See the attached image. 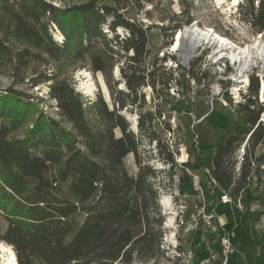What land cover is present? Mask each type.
<instances>
[{
    "label": "trees",
    "instance_id": "16d2710c",
    "mask_svg": "<svg viewBox=\"0 0 264 264\" xmlns=\"http://www.w3.org/2000/svg\"><path fill=\"white\" fill-rule=\"evenodd\" d=\"M154 1L56 5L52 0H0V62L15 56L13 42L23 43L20 58L51 61L58 67L89 64L117 94L113 108L102 96L88 104L67 78L48 76L57 119L38 112L21 92L0 91V218L6 222L0 241L12 247L17 264H159L166 258L159 171L142 163L139 138L120 113L140 104L143 87L156 86L155 72L145 63L153 48L148 36L152 27L126 17L132 7L141 11ZM246 2L249 9L241 10L242 18L264 31V0ZM120 27L126 36L121 37ZM54 29L62 41L54 38ZM116 66L127 91L116 89ZM258 90L259 81L252 76L245 103L235 110L249 128L228 136L212 164L197 157L209 180L244 211L254 204L252 184L260 181L264 164V152L254 153L257 146L264 148ZM30 117L26 133L17 135ZM155 117L150 115L148 130ZM138 125L144 129L142 116ZM130 153L137 157L136 175L124 164ZM263 215L261 210L256 220Z\"/></svg>",
    "mask_w": 264,
    "mask_h": 264
},
{
    "label": "rangeland",
    "instance_id": "374dc122",
    "mask_svg": "<svg viewBox=\"0 0 264 264\" xmlns=\"http://www.w3.org/2000/svg\"><path fill=\"white\" fill-rule=\"evenodd\" d=\"M83 1L87 0H52L56 5ZM110 1L99 0V3L109 4ZM248 7L246 0H155L146 3L141 11L132 7L126 13L130 20L152 27L148 36L153 48L145 63L149 71L155 72L156 86L143 87L140 104L128 106L120 113L139 138L142 163L159 171L160 204L166 216L162 246L166 258H161L159 264H222L221 238L224 234L230 235L235 248L227 264L264 262V215L256 220L258 212L264 210V164L260 181L252 184L255 201L251 207L255 209L244 211L231 200L223 199L224 193L209 180L207 168L197 158L201 155L212 164L216 149L228 136L249 128L241 124L235 113L238 105L245 103L249 86L242 87L241 82L236 84L233 79L238 72V63L229 62L228 57L215 62V53L222 50L217 43L197 48L188 64L181 61L179 51L173 48L176 32L194 24L202 30H216L231 40L237 49L253 46L259 41L264 45V31H258L242 18L241 10L247 11ZM118 32L121 37L127 35L122 27ZM53 36L58 41L63 39L56 29ZM13 44L15 56L0 62V91L12 88L21 92L34 103L38 112L59 119L57 103L49 94L53 81H46V77L60 74L61 78L69 80L85 103L102 96L110 108L114 107L115 90L108 85L104 74L93 73L89 64L58 67L54 62L45 63L33 57L24 60L18 53L25 45ZM232 50L227 48L221 53L227 56ZM263 66L258 61L254 70L248 72L249 84L251 76L259 81L257 103L263 109L260 121H264ZM113 77L115 81L119 80L116 89L127 91L118 66L114 68ZM239 86L240 91L236 90ZM151 114L156 117L148 130ZM140 116L144 120L145 134L139 130ZM32 120L30 117L17 135H24ZM115 132L117 136L121 135L119 129ZM248 136L249 133L237 152V162L245 152ZM262 152L263 146L255 148L256 156ZM136 158L134 153L124 158L131 175L138 173ZM191 164L197 168H190ZM187 179L190 182L182 183ZM5 227L6 222L0 218V233ZM12 250L0 241V264H13Z\"/></svg>",
    "mask_w": 264,
    "mask_h": 264
},
{
    "label": "bare ground",
    "instance_id": "6f19581e",
    "mask_svg": "<svg viewBox=\"0 0 264 264\" xmlns=\"http://www.w3.org/2000/svg\"><path fill=\"white\" fill-rule=\"evenodd\" d=\"M215 31L216 30H212V29L202 30L196 24L191 26H185V28L180 29L176 32L175 43L173 48L174 50L179 51L178 53H179V57L181 58V61L184 64H188L191 61V58L194 57L197 48L202 47L203 44L209 45V44L217 43V45H220V47H222V50H218L215 53V57H216L215 62H218L219 60L228 57L229 62L232 61L234 64L238 63L239 64L238 72L236 75H234L233 79L236 82V84L241 82L242 87L245 85L249 86L248 72L250 71V69L254 70V66H257L258 61L263 63L264 65V45H262L259 41L258 43H255L253 46L248 45L246 47H239L237 49L233 47L235 45L231 40H229L227 37L219 35ZM227 48L233 50L232 52L229 53V55L227 54L226 56V53H221V52L223 50H226ZM262 69H264V66L262 67ZM240 78L242 79L241 81L239 80ZM262 83H263L262 98L264 99V80L262 81ZM216 88L219 89L218 86H216ZM239 88L241 90L240 86L236 90H239ZM11 254L14 261L13 264H16L15 252L12 250Z\"/></svg>",
    "mask_w": 264,
    "mask_h": 264
},
{
    "label": "built area",
    "instance_id": "2783aa9c",
    "mask_svg": "<svg viewBox=\"0 0 264 264\" xmlns=\"http://www.w3.org/2000/svg\"><path fill=\"white\" fill-rule=\"evenodd\" d=\"M223 199L229 200L227 195H223ZM251 208L253 210L255 209L254 207ZM221 247H222V264H227L230 255H232L235 252V248L229 234H224L223 237L221 238Z\"/></svg>",
    "mask_w": 264,
    "mask_h": 264
},
{
    "label": "crops",
    "instance_id": "0c3cea01",
    "mask_svg": "<svg viewBox=\"0 0 264 264\" xmlns=\"http://www.w3.org/2000/svg\"><path fill=\"white\" fill-rule=\"evenodd\" d=\"M260 264H264V262H260Z\"/></svg>",
    "mask_w": 264,
    "mask_h": 264
},
{
    "label": "water",
    "instance_id": "95a60500",
    "mask_svg": "<svg viewBox=\"0 0 264 264\" xmlns=\"http://www.w3.org/2000/svg\"><path fill=\"white\" fill-rule=\"evenodd\" d=\"M16 261V260H15ZM16 264H17V261H16Z\"/></svg>",
    "mask_w": 264,
    "mask_h": 264
}]
</instances>
